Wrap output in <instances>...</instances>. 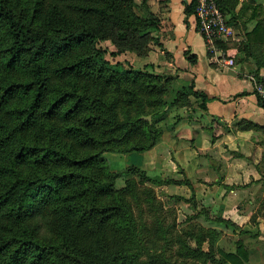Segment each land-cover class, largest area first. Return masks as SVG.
<instances>
[{
    "label": "trees",
    "instance_id": "trees-1",
    "mask_svg": "<svg viewBox=\"0 0 264 264\" xmlns=\"http://www.w3.org/2000/svg\"><path fill=\"white\" fill-rule=\"evenodd\" d=\"M237 1L218 0L228 23ZM196 4L186 13L195 14ZM160 25L151 0H0V264L250 262L242 239L232 250L219 247L221 231L194 215L180 227L155 189L191 186L190 178L107 164L105 152L154 147L170 106L194 96L207 109L210 97L194 81L176 88V76L152 63L141 69L112 59L162 46L152 33ZM103 41L116 47L109 58ZM176 198L199 208L194 195ZM210 220L249 231L219 213Z\"/></svg>",
    "mask_w": 264,
    "mask_h": 264
},
{
    "label": "crops",
    "instance_id": "crops-1",
    "mask_svg": "<svg viewBox=\"0 0 264 264\" xmlns=\"http://www.w3.org/2000/svg\"><path fill=\"white\" fill-rule=\"evenodd\" d=\"M191 1L151 0L161 18L160 27L152 33L162 46L152 42L145 57L122 55L137 68L152 63L157 71L176 76L177 88L194 81L196 89L210 97L204 109L202 99L191 96L200 108L194 111V120L193 113L186 110L183 123L172 129L175 132L164 134L154 147L142 151L147 155L144 165L164 172L168 169L163 176L171 177L180 164L188 178H198L194 183L198 199L251 229L250 215L256 211L264 214V107L251 78L260 65L264 72V40L254 39L264 38V0L237 1L235 36L223 47L230 63L222 61L220 52L209 50L195 14L186 13ZM258 23L261 28L255 30ZM189 55L197 59L193 62ZM198 115L208 122L198 121ZM259 220L260 236L264 237V219ZM263 247L256 248L254 260L264 261Z\"/></svg>",
    "mask_w": 264,
    "mask_h": 264
},
{
    "label": "rangeland",
    "instance_id": "rangeland-1",
    "mask_svg": "<svg viewBox=\"0 0 264 264\" xmlns=\"http://www.w3.org/2000/svg\"><path fill=\"white\" fill-rule=\"evenodd\" d=\"M100 45H103L104 47L108 48V51L105 54L106 57H108V58L110 57L111 50H114L116 48L115 45L113 43H111L110 41L100 42ZM112 59L113 60L123 59V56L121 55L119 57H113ZM175 87L177 88V86H175ZM197 104L198 103L195 102L193 97H190L186 101L185 105L176 104V105L170 106L167 118L163 122L162 121L159 122V125H162V127L164 129L161 138L163 137L164 134L166 136H168L169 134H172L173 132L176 131V130H172L171 126L173 124L179 125V124L183 123V121L185 120L186 110H190L193 113V115H192L193 117H191L192 119L195 118L196 116L194 115V111H197L198 109L200 110V108L198 107ZM197 120L200 122L202 120L203 124H206L208 122V121H206V119L204 117L201 118V115L197 116ZM208 130L211 131V129H208ZM169 131H170V133H169ZM160 140H163V139H160ZM105 156L107 158V164L109 165V167L111 169L122 170V169L127 168L128 166L136 164L138 166H141L142 168L147 169L151 175H166V174L168 175V169L166 170V172H164L163 170H160V169L147 168L144 165V161H145V158L147 156L144 152L117 153V152H109L108 151V152H105ZM135 158H141L140 159L141 161L137 162L135 160ZM183 175L188 176L186 174L185 170L183 169V167L179 164L178 165V171L173 172L172 176L178 177V176H183ZM191 178L192 177H190V180L193 182V185H191V186H188L186 184H182V185L168 184L169 189L166 188V185L155 186V189H156L158 195L160 196V198L162 199V201L164 202V204L167 207L173 208V210L175 211L174 214L177 215V221H178V224L180 225V227H187L189 225L187 223L188 217L194 215L193 217H191L189 219L194 221V222L201 223L207 227H217L221 231L220 237L216 241V244L219 247H223L226 250H232L235 248L236 241L238 239H242L248 245V247L251 250V259H250V262L248 264H264V261L259 262L256 259L254 260V258H256L255 254L257 253L256 248H258L260 246V244L262 247L264 246V237L260 236L261 228H260V220H259L260 217L264 219V214H262L260 211H256L255 213H252L250 215V222H251L252 227H251V229H248L247 227H241V228L249 230L248 232H245L243 234L235 232L231 227H226L223 224H217L215 222H212L210 220V218H215V214H216V211L212 210L213 207L211 205H213V204H210V203L206 204L205 202H203V199L200 200L197 198L194 183H196L198 178H194V179H191ZM124 184H125V178L124 177L121 176V177L117 178V180H116V186L117 187H121ZM186 190H188V192ZM186 192H187V194H186ZM193 195L196 198V200H198L200 203L199 208H195L192 203H190L184 199H178L177 200V198H176L177 196H184L186 198H190ZM204 206L211 208L210 211H208V213H202V214L198 213V210H200V208H202ZM206 215H208V216H206ZM253 215H255V218H254V220H251ZM239 227H240V225H239ZM204 246H205V248H208L209 243L205 242Z\"/></svg>",
    "mask_w": 264,
    "mask_h": 264
},
{
    "label": "built area",
    "instance_id": "built-area-1",
    "mask_svg": "<svg viewBox=\"0 0 264 264\" xmlns=\"http://www.w3.org/2000/svg\"><path fill=\"white\" fill-rule=\"evenodd\" d=\"M195 16L209 50L220 52L222 61L230 63L231 60L225 55L224 48L219 45V42L232 39L235 36V28L233 24L227 22L218 0H197ZM251 78L254 81L255 93L264 100V72L253 73Z\"/></svg>",
    "mask_w": 264,
    "mask_h": 264
},
{
    "label": "water",
    "instance_id": "water-1",
    "mask_svg": "<svg viewBox=\"0 0 264 264\" xmlns=\"http://www.w3.org/2000/svg\"><path fill=\"white\" fill-rule=\"evenodd\" d=\"M142 118L147 119V120L150 121L152 117H151V115H148V116H143Z\"/></svg>",
    "mask_w": 264,
    "mask_h": 264
}]
</instances>
